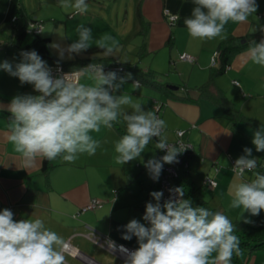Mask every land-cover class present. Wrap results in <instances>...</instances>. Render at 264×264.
Segmentation results:
<instances>
[{
	"label": "crops",
	"instance_id": "1",
	"mask_svg": "<svg viewBox=\"0 0 264 264\" xmlns=\"http://www.w3.org/2000/svg\"><path fill=\"white\" fill-rule=\"evenodd\" d=\"M11 1L0 0V63L8 61L15 66L21 60L20 52L11 49L6 39V17ZM20 1L29 17L42 22L41 34L51 39L50 44L58 42L55 39H60L57 34L62 28L67 36L66 43L62 44H70L72 36H77L78 24L91 27L94 38L109 34L119 44L112 56H105L103 51L90 54L89 50L96 48L93 46L79 55L74 54L72 59L66 56L62 61L72 63L78 59L105 58L136 65L147 72V78L165 84V87L158 88L149 82L143 84L144 81L139 79L140 85H136L131 72L117 74L126 78L120 92L130 96L132 103L143 105L145 110L153 111L166 121L168 142L177 141L178 130L185 132L184 140L194 147L188 175L197 184L207 187L206 200L211 206L226 214L233 223L240 220L241 209L228 207L231 199L228 190L235 182L232 166L246 147L252 148L253 157L261 167L264 166V152H256L251 143L253 132L258 128L246 119L234 121L224 108L205 94L204 97L198 89L212 82L213 91L219 90L247 119L264 127V67L251 62L247 54L249 45L232 56L223 73L214 76L219 57L218 63L213 65L212 62L214 53L227 38L241 37L249 41L258 37L260 41L264 40V31L260 30L264 27V0H256L257 11L246 22L230 21L222 36L210 40L192 38L184 25V19L190 17L194 7L193 0H133L131 12L127 5L121 11L120 2L124 0H103L104 4L87 0L88 10L83 15H74V9L63 7L62 0ZM68 2L74 3L75 0ZM166 10L179 16L175 24L167 20ZM129 16L133 21L128 25L124 21ZM121 17L124 20L115 26L114 19L119 21ZM51 51L58 57L53 49ZM182 53L191 54L196 61L181 60ZM68 68L76 70L81 66L75 64ZM165 73L167 77L162 79L160 75ZM128 74H131L130 79ZM168 85L179 86V89L173 91ZM23 94L36 93L31 85H21L18 78L0 70V210H11L16 220L40 218L46 227L64 237L70 244V250L65 254L66 264H70L68 258H77L85 264H90L88 259L95 260L91 257L95 253L88 241L100 246L86 237L91 230L138 248L136 237L122 239L123 226L132 219L147 224L142 219L145 205L149 201L155 203L149 194L159 190L145 164L159 155L160 150L155 148L157 140L153 138L139 158L123 165L117 163L114 145L126 134V125L121 118L111 129L102 127L99 133L92 134L100 141L94 155L80 154L73 163L57 158L52 160L53 167L49 171L43 170L44 159L38 160L32 168L22 169L20 158L8 140L10 117L4 111H8L14 96ZM157 106H160L159 111ZM124 110L131 111V108L125 106ZM252 176L251 172H246L244 179ZM208 177H215L218 181L215 189L206 185ZM92 199L101 200L103 205L82 211ZM243 215L252 221L250 224L264 222V211L258 216H250L247 212ZM104 250L124 263L115 254ZM244 261L246 264H264V250L245 255Z\"/></svg>",
	"mask_w": 264,
	"mask_h": 264
},
{
	"label": "clouds",
	"instance_id": "2",
	"mask_svg": "<svg viewBox=\"0 0 264 264\" xmlns=\"http://www.w3.org/2000/svg\"><path fill=\"white\" fill-rule=\"evenodd\" d=\"M193 4L184 25L192 38L209 40L222 36L230 21L246 22L258 8L256 0H193ZM62 6L73 8L74 15L88 10L87 0H62ZM178 19V15L169 16L173 24ZM75 32L77 38L67 46L58 42L49 45L58 55L57 76L36 50L21 51L15 66L8 61L0 63V70L18 78L21 85H31L36 93L14 96L7 109L11 113L8 140L20 158V168H32L40 159L61 158L73 163L80 154L94 155L100 141L92 134L102 127L111 129L122 118L126 134L115 142L116 162L123 165L139 158L157 138L155 148L166 154L158 160L149 159L145 167L151 179L158 181L163 165L178 162V154L185 149L168 142L164 119L120 92L125 77L114 71L105 73L103 64L95 63L61 71L59 62L66 56L72 59L93 46L112 56L119 46L109 34L94 38L92 28L84 24H78ZM247 54L253 64L264 67V40L250 44ZM125 106L131 111L124 110ZM251 143L256 152H264V127L253 132ZM243 151L232 167L235 182L228 190V207L241 209L239 219L252 223L243 214L258 216L264 211V174L254 171L257 160L252 148ZM246 172L253 174L251 179H244ZM169 193L163 204L162 191L149 194L155 203L145 205L142 219L147 224L132 219L123 226L122 239L134 236L139 245L135 250L119 246L126 257L124 264H231L233 255L241 254L236 225L226 214L194 207L184 198L183 187L169 189ZM107 243L109 248L116 247L111 240ZM68 249L65 238L46 227L42 219L16 220L11 210H0V264H66Z\"/></svg>",
	"mask_w": 264,
	"mask_h": 264
},
{
	"label": "trees",
	"instance_id": "3",
	"mask_svg": "<svg viewBox=\"0 0 264 264\" xmlns=\"http://www.w3.org/2000/svg\"><path fill=\"white\" fill-rule=\"evenodd\" d=\"M38 20L29 17L26 14L24 6L20 0H12L9 10L6 17V30L8 33L6 35L7 41H9L11 49L14 51H31L36 50L37 53L41 56L43 60L47 62L48 65H57L58 57L53 54L51 48L49 47L51 39L49 37H44L42 34L36 32H29V25L31 22H37ZM245 42V43H244ZM253 42L259 43L260 38L254 37L253 39L246 41L244 38H227L225 39L219 47V66L215 69L214 76L223 73V71L229 66L232 56L240 51L247 45L252 44ZM102 52L98 48H93L89 50V53ZM89 63L103 64L104 72L114 71L119 75L126 74L131 72L134 79H141L147 81L153 86L158 88L165 87V84L159 82L157 79L152 77L147 78V72L138 68L136 65L131 64H122L105 58H89V59H78L75 62L69 63L60 61L59 65H64L70 67L72 65H80L81 67L86 66ZM218 63V62H217ZM123 67L124 71H118V67ZM214 84L208 83L198 89L199 93L206 95L208 99L217 103L219 106L224 108L229 116L234 120H248L252 125L260 128L261 123L247 119L244 114L237 110L234 104L231 101H227L223 95L219 93V90H212L211 88ZM204 95V97H205ZM191 100L192 98H188ZM4 113L11 117V113L4 111ZM126 133V131H124ZM53 167L52 161L44 159L43 170L49 171ZM260 173H264V166L256 169ZM188 171L184 172L185 176H181L176 184L177 187H183L184 189V198L190 199L194 207L203 206L209 208L213 211H220L217 208L211 206L209 201L206 200V186L203 184H197L192 178L188 175ZM158 190V188L156 187ZM236 225V232L240 239V249L241 254L239 256L233 255L231 259V264H246L244 261L245 255H252L255 252L264 250V222H259L256 224L244 223L243 220H237L234 222Z\"/></svg>",
	"mask_w": 264,
	"mask_h": 264
},
{
	"label": "built area",
	"instance_id": "4",
	"mask_svg": "<svg viewBox=\"0 0 264 264\" xmlns=\"http://www.w3.org/2000/svg\"><path fill=\"white\" fill-rule=\"evenodd\" d=\"M165 15H166V18L169 21V23L173 24L169 20V16L170 15H177V14L170 12L169 10H166ZM42 29H43V24H42V22H39V21L31 22L29 25V32H36V33L41 34ZM0 46H1V44H0ZM218 57H219V52L216 51L213 55V58H212L213 65H215L217 63ZM180 59L183 61H187V62H195L196 61V58L189 53H182L180 55ZM49 67H51L53 70V76H57L60 74V73H57V71H56L57 65H49ZM59 67L63 73L73 71L64 65H59ZM103 69H104V66H103ZM117 70L118 71H124L123 67H121V66L118 67ZM137 82H138V84H136V85H140V80L134 79V83H137ZM159 109H160V106H157L156 110L159 111ZM184 133H185L184 131L178 130L177 131V135H178L177 141L176 142H169L170 144L177 145L181 150L185 149L183 152L178 154V156H177L178 162L172 163V164H164L161 175L159 177V180L154 181L153 179H151L154 186L157 187L159 191H162L164 193V196H163L164 201L167 200L170 196L169 189L176 188L177 187L176 182L182 176V173L189 170L190 158L192 157V155L194 153V147L191 143L184 140V138H183ZM154 139L157 140V138H154ZM165 154H166L165 151L160 150L159 155H157L156 157H153L151 159H157L158 160ZM234 164H235V161H233V166H234ZM260 167H261V164L257 161V168L256 169H258ZM218 170L219 169L217 168V171ZM205 183L207 186H209L210 188H213V189H215L216 186L218 185V181L216 180L215 177H208L205 180ZM213 183L215 184V187H212ZM102 205H103V202L101 200L92 199L84 208H82V211L100 208ZM86 237L89 240H91L92 242H94L96 245L108 250L109 252H111V253L115 254L117 257H119L121 260L125 261V259H126L125 255L122 254L121 251L119 250V246H121L123 244L118 243V242L114 241L113 239L109 238L108 236H105V235H103V234H101L95 230H91L90 233L86 234ZM109 240L114 242V244L116 245L115 248H109L108 243H107V241H109ZM123 246L129 250H135L136 249L134 247H130V246H126V245H123ZM68 250H70V244H69ZM88 260H89L90 264H101V263H99L93 259H88Z\"/></svg>",
	"mask_w": 264,
	"mask_h": 264
},
{
	"label": "rangeland",
	"instance_id": "5",
	"mask_svg": "<svg viewBox=\"0 0 264 264\" xmlns=\"http://www.w3.org/2000/svg\"><path fill=\"white\" fill-rule=\"evenodd\" d=\"M100 4H104V1L103 0H97ZM112 4L113 5H115L114 4V2H112ZM120 4H121V6H120V8H121V11H123L124 10V8H125V6L127 5V9H130V12L133 10V7H134V2H133V0H124V1H122V2H120ZM115 20V26L116 25H118V23H121L122 22V20H124V17H121L120 19H119V21H118V19L117 18H115L114 19ZM130 21H133V17L131 18L130 16L128 17V18H126L125 19V21L124 22H126V24H131L130 23ZM63 29V28H62ZM62 29H60V32L57 34L58 35V37L60 38H57V39H59V40H61V41H59V40H56L55 39V41H58L59 43H66V41H65V38H67V36H66V33H64V29L62 30ZM70 37V36H69ZM77 38V36H72V41L73 40H75ZM132 39V38H131ZM71 41V42H72ZM161 77H162V79H165L164 77H167L166 76V73L165 74H163V75H160ZM165 81V80H164ZM143 84H148V82L147 81H144V83ZM160 203L161 204H163L164 203V201H160ZM88 244H89V246H91L90 248H91V251H94V253H95V255L94 256H91V257H93L95 260H97V261H99V262H101V263H103V264H124L123 262H121L119 259H117L116 257H114L113 255H111L110 253H108V252H106L104 249H102L101 247H96L94 244H92L90 241H88ZM70 264H85V263H83L82 261H80L79 259H77V258H68V260H67Z\"/></svg>",
	"mask_w": 264,
	"mask_h": 264
},
{
	"label": "water",
	"instance_id": "6",
	"mask_svg": "<svg viewBox=\"0 0 264 264\" xmlns=\"http://www.w3.org/2000/svg\"><path fill=\"white\" fill-rule=\"evenodd\" d=\"M168 88L173 90V91H176L179 89V86H175V85H168Z\"/></svg>",
	"mask_w": 264,
	"mask_h": 264
}]
</instances>
